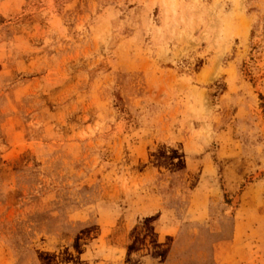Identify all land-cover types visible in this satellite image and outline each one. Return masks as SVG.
Returning a JSON list of instances; mask_svg holds the SVG:
<instances>
[{"label":"rangeland","instance_id":"374dc122","mask_svg":"<svg viewBox=\"0 0 264 264\" xmlns=\"http://www.w3.org/2000/svg\"><path fill=\"white\" fill-rule=\"evenodd\" d=\"M0 264H264V0H0Z\"/></svg>","mask_w":264,"mask_h":264}]
</instances>
